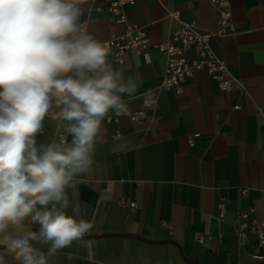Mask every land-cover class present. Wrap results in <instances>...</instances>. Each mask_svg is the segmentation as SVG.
<instances>
[{
  "label": "crops",
  "instance_id": "1",
  "mask_svg": "<svg viewBox=\"0 0 264 264\" xmlns=\"http://www.w3.org/2000/svg\"><path fill=\"white\" fill-rule=\"evenodd\" d=\"M95 2L81 5L94 38L104 43L127 26L143 27L151 47L114 65L137 91L123 96L127 115L109 112L90 170L67 190L66 213L93 228L48 264H264V247L237 223L239 215L264 221V0H229L233 30L211 40L233 77L231 91L204 70L179 91L163 87L167 58L157 45L191 21L215 30L209 0H133L126 23ZM148 97L155 111L144 107ZM66 124L46 116L38 144L59 135L71 143ZM32 243L47 254L48 244ZM8 264L20 261L10 255Z\"/></svg>",
  "mask_w": 264,
  "mask_h": 264
},
{
  "label": "clouds",
  "instance_id": "2",
  "mask_svg": "<svg viewBox=\"0 0 264 264\" xmlns=\"http://www.w3.org/2000/svg\"><path fill=\"white\" fill-rule=\"evenodd\" d=\"M83 3L0 0V264L10 255L48 264L93 228L66 213L67 190L90 170L109 112L127 115L123 96L138 88L81 22ZM144 107L155 111L157 102L148 97ZM50 114L67 122L71 143L38 144ZM33 241L48 244L47 254Z\"/></svg>",
  "mask_w": 264,
  "mask_h": 264
},
{
  "label": "built area",
  "instance_id": "3",
  "mask_svg": "<svg viewBox=\"0 0 264 264\" xmlns=\"http://www.w3.org/2000/svg\"><path fill=\"white\" fill-rule=\"evenodd\" d=\"M95 2V0H90ZM133 0H106L95 2V9H106L115 23H126L124 8ZM217 10V23L215 30H202L194 21L174 31L168 40L157 45L167 58L163 76V87L166 89L180 90L181 85L195 75L196 71L204 70L215 81L222 91H231L233 77L224 60L214 52L211 40L215 36L225 35L233 30L231 5L229 0H209ZM87 15L83 13L81 22L87 26ZM104 44L109 49L108 61L112 67L121 66L124 63L127 51L137 53L147 52L151 44L145 28L127 26L126 31L118 37L112 38ZM132 115L131 119L136 120ZM116 121L115 118H112ZM64 139L59 135L58 140ZM191 142V141H190ZM134 207L135 203L130 202ZM239 232L242 234L253 233L257 237V245L264 247V221L248 223L246 215L237 217Z\"/></svg>",
  "mask_w": 264,
  "mask_h": 264
}]
</instances>
